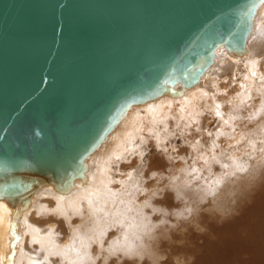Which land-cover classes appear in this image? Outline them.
Returning <instances> with one entry per match:
<instances>
[{
  "label": "water",
  "instance_id": "water-1",
  "mask_svg": "<svg viewBox=\"0 0 264 264\" xmlns=\"http://www.w3.org/2000/svg\"><path fill=\"white\" fill-rule=\"evenodd\" d=\"M263 1L0 0V197L67 192L134 105L244 54Z\"/></svg>",
  "mask_w": 264,
  "mask_h": 264
},
{
  "label": "bare ground",
  "instance_id": "bare-ground-1",
  "mask_svg": "<svg viewBox=\"0 0 264 264\" xmlns=\"http://www.w3.org/2000/svg\"><path fill=\"white\" fill-rule=\"evenodd\" d=\"M263 54L264 1L256 10L244 54L220 47L198 83L175 86L181 95L166 93L134 105L85 160L83 178L74 179L67 192L48 183L28 201L0 197V264H264V185L259 182L264 158L248 168L264 146V61L259 60ZM238 75L243 82L237 83L236 90L222 84V79ZM256 97L253 107L249 101ZM242 109H253L250 122L256 123L255 128L238 123ZM208 112L219 116L223 128L207 139L209 131L192 138L195 148L187 155L198 159L193 167L184 166V161L180 172L158 174L155 181L163 180V186L155 183L147 190L141 189L133 171L126 177L120 176L122 169L115 174L116 165L140 151L147 135L165 141L168 123H193ZM221 136L227 144H221ZM241 151L244 155H237ZM215 164L221 170L216 177L212 175ZM180 196L183 199L178 202ZM236 197L241 201L240 217L225 219L220 232L214 227L207 230L200 236L208 239L203 246L188 243L174 255L176 246L168 239L171 253L161 250L157 231L191 199L207 202L212 218L223 223L230 200ZM197 213L189 225L200 233L206 224ZM182 235L183 231L181 239L174 241L184 246L188 236Z\"/></svg>",
  "mask_w": 264,
  "mask_h": 264
},
{
  "label": "rangeland",
  "instance_id": "rangeland-1",
  "mask_svg": "<svg viewBox=\"0 0 264 264\" xmlns=\"http://www.w3.org/2000/svg\"><path fill=\"white\" fill-rule=\"evenodd\" d=\"M259 60L264 61V54L260 57ZM242 82L243 81L241 80L240 75L228 76V79L226 81H223V79H222V84L225 83L224 84L225 86L227 84L231 85L232 90H236L237 83H242ZM220 83H219V86L222 85ZM209 93L210 94L212 93V95L214 94L213 91H209ZM258 98H260V96H258ZM257 103H258L257 97H256V99L249 101V104H251V106H253V107H255L254 104L256 105ZM252 112H253V109H242L240 112L241 116H238V123L242 126H245V125L248 126L249 125L250 127L255 128L256 123L250 122L251 121L250 117L252 116ZM203 115L205 116L204 119L201 120V118L198 116L199 118L196 121H194L193 123H185V122L173 123V124L168 123V126L169 125L170 126L166 128L168 134L166 133L167 138L165 139V141H160L156 137L154 138V136L147 135V138L141 144L140 151L133 154L132 157L128 156L126 161H122L120 163L122 166H120V164L116 165L117 172L115 174L117 176L120 175L119 171L122 169V172H121L122 174L120 176L126 177L128 171H130V170L133 171L136 178H139V181L141 184V189L147 190V188L149 189V187L151 188L155 185L156 181L158 180L157 179L158 174L161 176H163L164 174H167V176H169L168 173L178 172V171L180 172L181 168L183 167L182 162L184 163V161H186V165H184V166L193 167L195 159L197 161H198V159L195 157L194 158L190 157L191 159L190 158L188 159V155H187V154H190L191 150L194 151V148H195L194 147L195 144H194L192 138L194 136H197L200 133L206 134V132L209 131L207 136L204 137V139H207V137L209 138L213 134L217 135L218 133H221L220 130L223 128V127L219 126L220 125L219 123H221V122H219L220 119H219L218 115L215 114V116H212L213 113L211 114V112H208L206 115H205V113H203ZM208 118L211 119L210 123H205V121L206 122L208 121ZM196 123H199L200 126ZM189 124H191V125H189ZM203 127H206L205 129H207V130L204 131ZM217 128H218V130H217ZM200 130H202V131H200ZM220 138H219V140L222 141L221 144L225 145V143H226L225 137L223 136L221 139ZM205 141H207V140H205ZM190 146H192L193 148ZM243 151H245V150H243ZM243 151L239 152V154L237 152V155H244V154H242ZM246 155H248V154H245V156ZM262 158H264V146L261 147L259 155L255 159L250 161L248 168L249 167H250L249 169H251L252 167L254 168L256 166V164H255L256 161H258L259 159H262ZM191 164H192V166H191ZM214 167H215V169L213 170L214 174L212 172V175L213 176L215 175V177H216L217 175H220V173L218 174V172H221V170H220V166L218 167V164L217 165L215 164ZM261 176H262V179L260 178L259 182L263 183L262 185H264V169L262 171ZM198 180L199 179H195L196 182H198ZM162 184H164L163 180L156 183V185H162ZM164 186H166V184ZM143 195L145 196V193L141 194L139 198H141ZM182 199H183V196H180L176 200H178V202L179 201L181 202ZM242 199L241 200L244 201V198H242ZM176 200H174V201L177 202ZM230 202H231V204H230L231 208L227 211L226 217L223 218V221H222L223 223H221V222H219V220H215L212 218V216L210 214V210L208 209V206H207L208 205L207 202L206 203L200 202V200L197 198H196V200L191 199L190 203L188 202L187 204H185L183 206V210H185V213L183 212L182 209H181V212L175 211L172 214L171 222L166 221V225H164L166 228L160 227L159 231H157V235L158 236L160 235V238H161V242H160L161 243V250L163 249L162 251H164V252L168 251L169 253H171L169 248L167 247L168 239L171 241L170 243H172L173 246H176V248L172 252L173 254L174 253L177 254V253L181 252L182 249H184V248L186 249V246L188 243L198 244L200 246H203V244L206 243L205 240H208V239L207 238H201L200 236H203L204 233H209V231H207V230L214 227V230H218L220 232L219 229H220V227H222L224 225L225 219H227L231 216H234V215L236 217H240L241 214H240V212H237V210L240 207L239 202H241V201L239 199H237V197H236L234 199H231ZM190 205L193 207V209L189 208ZM192 211H193V213H192ZM195 212L196 213L198 212L197 214H199V216H200L199 217L200 222H205V224H206L205 229H203L200 233L198 231H191L192 225H189L191 217L193 216V214H196ZM176 213L179 215L178 218H176L177 217ZM231 213H233V214H231ZM181 214H183V215H181ZM183 218H185V219H183ZM161 228H164V229H161ZM165 231L169 234L168 238L164 237V236H166V234L164 235ZM181 231H183L185 233V235L188 236L186 241L183 242L184 246L182 245V242L177 241L178 242L177 243L174 241L176 238H177V240L181 239ZM189 232H191V234ZM185 235H182V236H185ZM210 240H211V238H210ZM163 241H164V243H163ZM190 249H187L185 251L188 252V250H190ZM191 250H193V249H191ZM195 260H196V258L194 257L193 260L191 259L189 262L193 263V262H195ZM124 263L125 262H120V261L119 262H113V264H124Z\"/></svg>",
  "mask_w": 264,
  "mask_h": 264
}]
</instances>
